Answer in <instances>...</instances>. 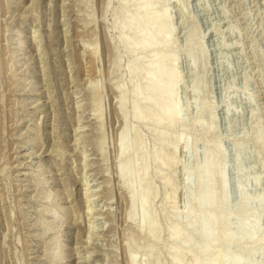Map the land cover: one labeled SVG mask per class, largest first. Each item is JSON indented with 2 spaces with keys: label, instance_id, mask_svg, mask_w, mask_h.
<instances>
[{
  "label": "rangeland",
  "instance_id": "rangeland-1",
  "mask_svg": "<svg viewBox=\"0 0 264 264\" xmlns=\"http://www.w3.org/2000/svg\"><path fill=\"white\" fill-rule=\"evenodd\" d=\"M151 2L0 0V264H264V0ZM138 14L158 21L129 32ZM160 26L167 44L138 52ZM159 55L170 126L145 100ZM209 159L211 208L196 203ZM131 188L147 194L134 213ZM208 215L227 218L216 242L198 234Z\"/></svg>",
  "mask_w": 264,
  "mask_h": 264
},
{
  "label": "bare ground",
  "instance_id": "bare-ground-1",
  "mask_svg": "<svg viewBox=\"0 0 264 264\" xmlns=\"http://www.w3.org/2000/svg\"><path fill=\"white\" fill-rule=\"evenodd\" d=\"M139 1H140V3L141 2L143 3V7L145 9L149 8L150 5L152 4L151 0H139ZM163 18L165 19V17H163ZM156 21H158V20H154V19L149 18V17H141L138 14V15H135L134 17H132L131 19H129L128 23L126 24L125 29L129 30V32H130V30L135 28L137 25H141L143 28H147L149 26L154 25L156 23ZM163 29L164 28L162 26H160L158 28V30L154 33H149L147 30H143V32L139 36V42H138V45L136 47V50L138 52H144V51H147L148 49H150L151 47L156 48V49H160L164 45H166L167 41L164 38ZM121 41H122L123 45H125V46L129 45L128 44L129 43L128 36L123 35L121 37ZM20 47L22 48V45H20ZM163 57L161 58V56H160L159 59L152 61L150 64H148V66H146L150 70V73H147V76L145 79L146 85H147L146 91L148 93V96H147L148 98L145 97V98H147L145 100L148 102L149 109H157L159 112L158 117H154L151 120L157 124H165L166 126H170L175 121H178L180 119V113H179L180 110H178L179 106L177 105L176 99L174 98V92H175V87H176V83H177V77H176L177 75H175V73L172 71L165 70L164 69L165 67L164 68L162 67L163 62L165 61V59ZM130 70H132V69H130ZM136 71L137 70H133V73H136ZM134 94L136 97V102L134 103L135 118L136 119H142V118H144V116L137 112V105H138L137 102H138V100L141 99L142 94L140 92H138L137 90H134ZM143 95H144V93H143ZM169 99L172 100L171 105L168 104ZM124 139H122V142L124 141ZM128 150H129L128 145L124 144V142H123V144L121 145V154L124 155ZM205 163L206 164H205L204 169L199 173V175L197 176V179H196L198 186L201 188L203 187L205 190L203 191L204 193H202V195L199 197V199L197 200L196 203L201 207L211 208V207H213V205L215 203V199H216L215 195L212 191L213 178L211 175V173L213 172V169H214V161H211V159H209ZM131 165H134V164L132 162H130V163H128L125 166H122L120 168L119 176L121 178H125L128 175L127 167H131ZM130 174H133V172L130 173V171H129V175ZM145 174H146V168H144V175ZM202 177L208 179L205 186H204V184H202ZM221 178L223 179L222 173H221ZM130 191H131L132 212L135 210L136 207H141V208L145 207L147 194L144 193L139 198H136L134 189L131 188ZM223 196H224L223 201L225 202V200H226L225 193ZM146 218L147 217H145V216L143 217V220L145 222L147 221ZM252 218L254 219L255 217H252ZM56 219H57V216H56ZM147 222H148V226H149L148 228L149 229L153 228V225L149 224L150 223L149 221H147ZM226 223H227V218H213L209 215L205 216L204 218H202L198 221V234L202 237H205L207 239H210V240L216 242L217 239L215 237L214 229H216L218 226L226 225ZM247 223H249V222H247ZM244 228H246V225L241 223L239 226V229L242 233H241V235H239L240 237H238V235L236 234L238 237V240L253 241L254 237H255L254 231L251 230L252 232L250 231V233H244ZM149 234L152 235V232L149 231ZM171 236H172V238H178L180 236V232L178 230H174L172 232ZM221 241H223V242L237 241V238L233 235L225 234L222 237ZM203 251H207V250L204 249ZM51 255H50L51 257H54V258H50L51 262L56 263V262H59V261L64 259L63 257L60 256L61 254L60 255H57V254L54 255V253L52 252ZM218 260L220 261L221 264H245L244 260L246 261V259H243V261H242L241 259H238V258H236L234 260H230V259H228V257L226 255H221ZM218 260L212 264H218L219 263ZM129 262H130V264H135L136 261L134 258L130 257ZM246 263H247V261H246ZM176 264H178V262H176Z\"/></svg>",
  "mask_w": 264,
  "mask_h": 264
}]
</instances>
